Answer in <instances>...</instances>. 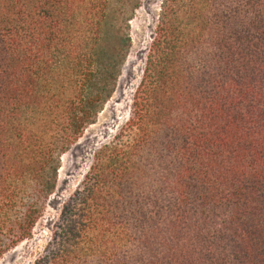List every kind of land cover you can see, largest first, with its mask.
I'll return each mask as SVG.
<instances>
[{"label": "trees", "instance_id": "1", "mask_svg": "<svg viewBox=\"0 0 264 264\" xmlns=\"http://www.w3.org/2000/svg\"><path fill=\"white\" fill-rule=\"evenodd\" d=\"M142 0H0V258L113 97ZM33 264H264V0H163L129 119Z\"/></svg>", "mask_w": 264, "mask_h": 264}, {"label": "rangeland", "instance_id": "2", "mask_svg": "<svg viewBox=\"0 0 264 264\" xmlns=\"http://www.w3.org/2000/svg\"><path fill=\"white\" fill-rule=\"evenodd\" d=\"M131 21L132 46L122 66L116 91L95 122L89 125L79 140L62 156L59 182L49 200L45 219L36 227L34 236L6 252L0 264H33L50 236V221L64 200L75 190L92 163L94 152L111 140L129 119L135 91L140 83L147 53L161 12L163 0H142Z\"/></svg>", "mask_w": 264, "mask_h": 264}]
</instances>
